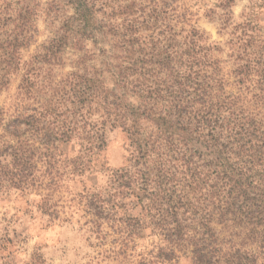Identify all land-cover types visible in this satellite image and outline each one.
Returning a JSON list of instances; mask_svg holds the SVG:
<instances>
[{"label": "trees", "instance_id": "obj_1", "mask_svg": "<svg viewBox=\"0 0 264 264\" xmlns=\"http://www.w3.org/2000/svg\"><path fill=\"white\" fill-rule=\"evenodd\" d=\"M174 2L103 1L97 10L94 1L71 0L75 14L35 57L40 67L27 65L14 118L5 123L0 109V192L78 185L73 195L83 204L73 213L118 235V255L143 250L132 256L136 264H264V23L245 20L231 33L241 90L229 92L213 55L220 48L194 27L177 31L174 21L184 25L190 14L178 15ZM14 13L0 3V31L20 30L0 40L3 87L22 65L10 50L27 48L36 31ZM97 34L111 43L110 55L86 47ZM69 47L79 53L74 70L44 76L41 65L63 66ZM113 130L127 136L126 163L89 187L83 178L104 171ZM37 195L56 212L51 194Z\"/></svg>", "mask_w": 264, "mask_h": 264}, {"label": "rangeland", "instance_id": "obj_2", "mask_svg": "<svg viewBox=\"0 0 264 264\" xmlns=\"http://www.w3.org/2000/svg\"><path fill=\"white\" fill-rule=\"evenodd\" d=\"M91 1L99 5L97 10H101L100 4L103 1L112 7L126 6L131 2V0ZM150 1L160 5L166 0H146L147 3ZM174 1L173 5L178 15L190 14L184 25L178 20L174 21L176 30L180 31L181 28L190 30V26L194 27L200 31L209 44L218 46L220 50L214 52L213 55L222 63L223 74L226 75L228 83L227 90L234 93L239 92L241 88L234 83L235 79L231 73L234 62L231 56L234 54L233 50L235 51L230 44L233 39L232 34L235 33L234 28L245 20L246 22L251 21L252 27L253 23H258L256 19L264 23V7H261L264 6V0ZM0 3L9 12L13 10L16 12L14 14H20V12L26 14L27 21L30 24L32 22L36 30L35 34L31 32L33 39L27 48L17 47L10 50L21 57L22 65L19 70L10 75L9 85L0 86V109L3 110L2 118L7 123L14 118L15 109L21 103L18 87L29 69L27 65L34 63L40 67L35 57L43 52L42 47L50 39L63 33V24L68 18L74 16L75 11L71 0H0ZM96 18L98 22L107 21V18L100 13L96 14ZM6 31L4 34L0 31V40H6L10 35L11 39L17 38L16 35L20 34V30H14L11 24L8 25ZM96 38L99 39L98 45L89 39L85 40L86 47L94 54L102 55L106 51L107 55H110L111 43L107 39H102L99 34ZM4 53L0 50V55ZM77 53L74 47H69L63 52V66L41 65L44 76L59 77L74 70V65L71 63L78 59L79 53L78 55ZM95 59L97 60L93 64H99L103 57ZM49 71L52 73H48ZM247 99L251 106L255 105L253 94H248ZM259 110L264 113V107ZM2 134L3 129L0 127V135ZM107 134V147L102 153L104 171L85 175L83 180L89 187L102 186L110 172L122 168L126 163L129 149L127 136L121 130H113ZM62 149L72 150L73 148L65 145ZM72 185L73 183L64 185L58 191L42 190V193L35 190L21 192L12 189L6 193L0 192V264H136L138 259L134 257L143 250L129 251L131 256L127 258L118 255V244L114 243L118 235L109 230L107 225L101 233L88 223L91 220L90 216L80 218L73 213L83 203L73 195V189L75 191L81 189L78 185L74 187ZM37 194H41L42 198L51 194L48 197L51 201L50 206H55L56 212L42 209L45 208V203ZM49 214H56V216L50 217ZM148 250L152 251V248ZM170 264L190 263L185 259H180Z\"/></svg>", "mask_w": 264, "mask_h": 264}]
</instances>
